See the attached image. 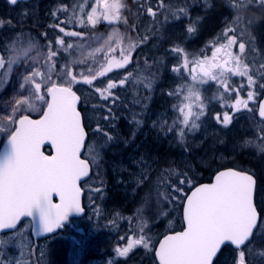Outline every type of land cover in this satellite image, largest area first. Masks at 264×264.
<instances>
[{
    "label": "snow or ice",
    "instance_id": "1",
    "mask_svg": "<svg viewBox=\"0 0 264 264\" xmlns=\"http://www.w3.org/2000/svg\"><path fill=\"white\" fill-rule=\"evenodd\" d=\"M8 2L15 6L24 0ZM197 2L198 0H193V3ZM96 3L97 7L88 15L87 22L79 20L82 27H95L101 20L109 25L128 22L125 18V12L129 10L126 0H96ZM227 4L234 14L230 21H225L224 27L211 42V63L207 64L209 57L205 50H201L203 60L194 58L190 61L186 49L174 43L168 50V53L177 59V64L172 70L178 75L181 74V68L188 70L192 80L197 82V77L193 75L196 68L190 69L189 65L191 63L200 67L202 75L198 83L216 80L225 92H235L234 103L224 104V107L232 108L234 113L241 109L254 112L248 102L256 99L257 90H264V62H260L259 67H256L255 57H252L250 63H245L242 58L245 56L246 47L249 54L255 51L254 44H250L252 36L248 29L252 22L242 14L264 9V0H227ZM133 6L138 17L145 18V27L139 41L130 44L128 51L121 48L119 60L111 58L99 69L88 67L79 73V78L66 64L62 74L57 75L59 83L53 80L56 57L61 51L73 47L72 42L66 41L64 37L83 38L82 33L66 31V28L61 26L66 24V20H60L58 12L67 13L68 6L61 5L59 9L51 12L54 22L48 25L53 32L58 30L64 36L56 35L53 38L45 31L41 35L46 43L40 44L21 31L10 42L0 46V87L7 84L14 74H18L19 81V91L7 105L10 111L0 115V133L6 136L3 154L0 155V264H21L20 261L9 259L12 254L7 253V249L18 247L14 236L19 231L17 225L22 218H31L33 230L38 234H47L61 229L70 215L83 211L80 202L81 187L78 182L88 176L90 165L87 159L81 158L82 149H87L93 154L92 163L95 164L101 150L115 140L114 135L107 129L115 127L116 109L127 107V104L122 102V97L128 91L126 86L133 83L142 84L151 92L155 77L153 68L155 66L158 71L163 58L153 57L152 64L145 58L142 68L137 63L136 69L148 74L144 80L135 77L133 70L118 74L116 78L108 76L113 64L118 68L126 67L132 62V51L137 47L147 44L152 36L159 35L163 38L160 31L163 27L161 17L164 22L187 18L188 36L198 33L200 21L203 19L192 18L189 14L190 5L180 4L176 0H138ZM204 6H211L208 0H205ZM23 16H28L27 10ZM2 26L3 21H0V27ZM245 36L249 38L248 41L244 39ZM115 39V36L110 35L108 42L111 43ZM120 41L123 42V37H120ZM233 47L238 48V55L233 54ZM109 51L115 53L117 48L112 47ZM230 76L245 77L247 83L230 87ZM103 77L107 79H101ZM77 83L89 86V98L85 103L92 102L93 108L100 110L93 131L101 137L102 142L85 144V128L77 108L81 96L73 90V85ZM245 89L246 100L241 98V91ZM168 95L183 96L182 104L173 105L179 116L172 124H168V121L161 117L158 122H153V127H159L160 131L165 133L174 131L183 143L189 132L200 128L196 121L204 115L205 105L198 90L190 88L185 93L183 85L169 91ZM34 99L41 102L43 109L38 119H32L26 114L34 110ZM133 102L140 103L138 99ZM257 107L260 120L252 126L253 139L245 140L243 146H251L264 153V102L259 103ZM142 116L143 112H133L129 121L134 125L133 139L136 131L143 126ZM232 120L233 116L227 111L216 115V122L225 127L231 124ZM130 142L124 140L125 144ZM45 144L51 146L54 155H45L41 151ZM149 159L145 155L134 158L132 164L138 171L130 172L129 177L130 182L135 184L134 192L143 186V206H151L153 201L155 202L153 218L156 219L166 212L168 205L179 199L176 193L184 192L185 188L182 186L190 185L191 179L187 173H177L175 168L168 167L158 171L153 181L150 175L154 170ZM255 185L254 175L249 172L231 168L219 171L212 182L197 186L190 195H185L182 230L171 235L165 234L162 240L154 242L145 231V223L141 226L142 234L134 239L129 238L126 246L116 247L115 253L118 257L126 259L129 253L139 246L149 252L154 251L158 264H215L222 250L231 248L233 264H254L257 255L264 256V251L257 253L253 247L256 235L264 236V214L258 212L254 202ZM93 191L101 192V188H94ZM54 196L58 197V203L53 202ZM155 243H158V248H155ZM32 255L33 249L29 245L28 257L23 264H40L43 251H40L36 261H32Z\"/></svg>",
    "mask_w": 264,
    "mask_h": 264
},
{
    "label": "rangeland",
    "instance_id": "2",
    "mask_svg": "<svg viewBox=\"0 0 264 264\" xmlns=\"http://www.w3.org/2000/svg\"><path fill=\"white\" fill-rule=\"evenodd\" d=\"M67 1L37 0L31 8L21 7L19 11L15 10L12 12H9V9L0 2V16L11 14L12 18L17 19L20 14L23 16L25 10H27L28 15L33 13L30 22L25 20L24 22L21 21L22 23L18 25L3 22V26L0 27V46L6 42H10L21 31L34 40L39 41L40 44L46 43L41 34L45 31L53 32L48 25L54 21V18L49 20L48 23L45 21L43 24H47L48 29L41 31L40 27H42L41 23L45 11L53 12L59 9L61 5L68 6L69 11L67 13L63 11L58 12L59 19L66 20L64 26L70 25L81 28L79 20L83 19L86 23L88 15L92 14L93 9L97 7L96 0H70L69 4ZM176 2L189 4V14L192 18H203L200 21L199 28L200 26L203 27L205 20L209 21V24L212 23L211 26L209 25V27H212L214 23L230 21L234 14L227 4V0H208V4L211 5L210 7L204 6L205 0H198L197 3H193V0H176ZM129 9H131V6H129ZM132 9L133 12H137L136 8ZM242 15L252 22L248 26V29L252 36L250 44H254L255 46V51L250 54L246 47L245 56L242 58L245 63H250L252 57H255L256 67H259V63L264 62V9L246 11ZM19 18L22 20L21 17ZM161 21L163 27L160 31L163 33V38L158 35L160 39L169 40L172 45L175 43L183 48L186 47L185 49L189 54L190 61L194 58L203 60L204 57L201 55L202 49L207 52L209 61H211V56L209 55L210 49L207 44L200 49L197 48L196 44H190L189 46L188 42L191 41V38L194 36L197 38L199 33L194 36L187 35V18L183 19V24L181 20L164 22L163 17H161ZM101 22L95 27L101 25ZM123 24L121 22L116 25H109L104 21L99 32H95L87 38H80L77 41L73 38L71 40L73 47L67 51H61L58 57H56L53 80L59 83L57 75L62 74V69L66 64L73 74L79 78V73L88 67L98 69L100 64L99 59H101L102 55L106 54L105 62H107L111 56L106 52L110 48L122 44L120 37L124 35V32H121ZM86 27L95 28L91 25H87ZM114 29L117 31H113ZM125 29L128 30V27ZM136 30L138 32V29ZM143 30L144 27L140 28V32ZM220 31L221 29L215 30L214 33L216 32L218 36ZM55 32L56 35L64 36L58 30ZM49 34L52 36L51 33ZM110 35L116 37L111 43L108 42ZM132 37H134L133 32ZM244 39L248 41L249 38L245 36ZM134 41L136 43V40ZM171 56L172 62L170 63H172V66L169 72L162 66L163 62H166L165 57L163 55L156 56V58L162 57L163 62L158 71H156L155 66L153 68L155 77L151 92L145 88L142 89V84L134 85L133 83L128 86L132 94H135L134 92L140 88L139 91L144 95L145 104L148 108L143 126L138 130V137L132 138V143H124L121 146L115 140L110 142L106 148L101 150L95 164L92 163L93 154L87 149V153H84V158L90 162L91 167L93 166L99 171L105 167L111 174L113 184L108 189V200H104L107 197L104 194L100 197L96 196L95 199V195H93L94 188L91 187L93 188L91 190L92 194L88 196L85 202L89 210L87 217L83 220L66 222L60 232L41 241L32 238L30 223H23L14 236V239L18 242V247L7 249V253L12 254L9 256V259H15L23 264L28 257V246L31 245L33 249L32 261H36L40 251H43V256L40 257V264H117L115 262L116 253L113 254L115 258H112V255H110L113 248L117 247L119 243L127 244L129 238L134 239L141 235V226L145 223L147 224L145 231L148 232V235L152 237L154 242L168 231L177 228L179 225L180 207L185 197V191L202 177L200 169L215 172L220 168L238 164V160H236L238 156L247 158L253 153L255 154L254 172L260 178L257 188L258 203L261 213L264 214V153L258 152L251 146H243L245 140L253 139L251 129L254 122L258 121L256 104L251 101L248 102L250 108L254 109L255 107L254 112L241 109L234 113L232 108H226L223 105L234 103L233 97L235 96V92H225L216 80H208L207 83L200 84L198 83L200 78L196 75L197 82H194L192 75H189V71L183 68H181V74L178 75L172 70L177 64V59L175 56ZM80 61L83 62L81 63ZM152 63L153 61L150 62V64ZM193 66L190 63L189 68L191 69ZM20 71H23V69H20ZM143 74L140 77L142 80L148 75L147 73ZM166 74H168L167 77ZM17 76L18 74H14L7 84L0 87V115H3L6 111H10L7 105L13 101L14 96L19 91ZM240 83L246 85V78L243 81L229 80L230 87L232 85L238 86ZM180 85H183L185 93L190 88L198 90L201 100L205 105L204 115L201 116L200 120L196 121V123L200 124V128L194 132H189L184 138L183 143H181L180 138L174 131L165 133L160 131L159 127H153V122H158L161 117L166 119L168 124H172L173 120L179 116V113L174 111L173 105L182 104L183 96H169L168 92ZM263 92L264 90H257L255 102ZM132 94L131 96L133 97ZM221 96H223V99H221ZM241 98L247 99V89L241 91ZM33 106L34 110L26 114L29 116L40 115V111L43 110L41 102L34 99ZM145 110L139 111L144 113ZM225 111L233 116L232 123L227 127L216 122V115L218 113L222 115ZM97 116L98 114L95 115L92 122L94 125L99 119ZM5 139V134L0 133V145ZM93 140V144L101 142L100 137L97 140L93 138ZM140 155L150 158L149 163L152 164L154 170L150 175V179L153 181L158 171L168 167L175 168L177 173H187L191 179L190 185L182 186L186 189L184 192L176 193L179 199L173 204L168 205L166 212L156 219L153 218L155 214V202L153 201L151 206H143L141 203L144 195L143 186L137 188L134 192L135 184L130 182L129 173L138 171L132 164V161L134 158L138 159ZM121 237H124V239H121ZM256 240L257 243L253 245L256 252L264 251V247H262L264 245V236L257 234ZM119 247L123 246L119 245ZM141 248V251L136 252L135 255H138V257L135 259L139 258V263L148 264L149 261L145 260L151 257V253L143 247ZM232 256V252L228 250L224 251L216 264H233ZM259 258L262 260L258 261ZM133 260L130 261V264ZM139 263L137 260V264ZM254 264H264V256L257 255L254 258Z\"/></svg>",
    "mask_w": 264,
    "mask_h": 264
},
{
    "label": "trees",
    "instance_id": "3",
    "mask_svg": "<svg viewBox=\"0 0 264 264\" xmlns=\"http://www.w3.org/2000/svg\"><path fill=\"white\" fill-rule=\"evenodd\" d=\"M126 2L128 4V9H129V6H131V9H129L125 12V18L127 19L128 22L124 23L123 24L124 26H122L121 32H124L123 42H122V44H118L116 46L117 51L114 53V57H113L115 60L120 59V49L121 48H123L125 51H128L130 44L135 42L134 40H136V42L139 41L140 35L143 34V31L140 32V28L145 27V18L142 16L138 17L137 12L132 11L133 10L132 8H135L133 6L135 2H133L131 0H126ZM33 5H34L33 3L20 4L14 8H8V9H9V12H12L15 10L19 11L21 7L31 8V7H33ZM50 13H51V11L50 12L45 11L43 14V18H42L43 21L41 23L42 27H40L41 31L48 29V27L46 26L47 24L44 25L43 23H45V21H47V23H48L49 20L53 19V17L50 15ZM32 14L33 13H30V15H28L26 18H24L20 14V16H18L17 19L12 18L11 14H5V15L0 16V19H1L0 21H3L4 23L9 24V21L11 20L10 21L11 24L18 25V24L24 22L25 20L30 22V20L32 19V16H33ZM19 17H21L22 20ZM52 22H54V21H52ZM209 25L211 26L212 23ZM102 26L103 25L101 24L98 27H95L96 28L95 29V28H88V27L76 28L75 26L69 27L68 25L67 26L63 25V27L66 28V31L80 32L83 34V37H86V38L91 36V34H93L95 32L97 33L102 28ZM203 26H204V24H203ZM126 27H128V30L125 29ZM136 29H138V32ZM132 32L134 34V37H132ZM49 33H51L53 37L56 36V34H55L56 32L55 33L49 32ZM60 34L64 35L63 33H60ZM202 34L204 35L205 33L202 31ZM202 34L199 33L198 35L202 36ZM64 38L66 41H71L73 37H64ZM172 46L173 45H172V43H170L169 40H162L159 38L158 35L152 36V38L149 40V42L147 44H142L139 47H137L134 51H132V62L131 63H129L124 68H118V67H116L115 64H113L112 71H110L108 73V76L116 78L118 76V74L126 73L129 70H133V75L135 77H137L138 79L142 80V78H140V77L142 76V74L144 72L136 69L137 63H139V65L142 68L145 58H147L148 62L150 63L151 61H153V57L162 56V55L165 57L164 59L166 60V62H163L162 66L167 72H169L171 69V66H172V63H170V62H172V56L168 53V50ZM108 62L109 61H107L106 64ZM101 79H107V77H103ZM98 82L99 81H97V83ZM134 85H135V83H134ZM126 87H128V86H126ZM143 88L144 87H142V89ZM139 89L140 88H138L136 90V92H134L135 94H132V91H129V87H128L127 94L122 97V102L126 103L127 107H121V108L116 109L115 114H116L117 118L114 121L115 127L111 128V129H107L110 132V134L114 135L115 142L118 145L120 144V146L124 144V140H129V141H131V143L133 142L132 141V132L134 130V125L129 123V121L131 120L133 112L139 113L140 112L139 110L143 111V109H146L145 112L143 113V116H142L143 121L145 120L148 108L144 107L146 105L145 104V98H144V95L141 94ZM73 90L77 92V95L81 96V101L77 105V108L82 115L84 128L87 132V137H88L87 145L93 144V141H94L93 138L95 140H97L99 138V136L94 134L93 130L96 127V123L94 125L92 122L94 121V117L96 114H98L97 117H99L100 110L98 108H93L92 102L85 103V100L89 98L88 94H89L90 89H89L88 85H85L83 83H77V84L73 85ZM117 91L123 92L124 90L123 89H117ZM131 94L133 95V97L131 96ZM135 99H138L140 101V103H134L133 101ZM103 123L107 124V122H103ZM89 124H91L90 127H89ZM138 130L136 131L135 138L138 137ZM100 139H101V137H100ZM101 142H102V139H101ZM48 151H49V149H44L45 154ZM237 163L238 164L231 166V167L238 169V170H241V171H247L249 173H252V171L254 169L253 162H251L250 160L239 159L237 161ZM200 170L202 172L201 173L202 177L195 184L208 182V181H210V179L213 175V172H211V171L204 170V169H200ZM112 184H113V182H112L111 174L109 173L107 168L103 167V169L99 171L98 169H96L95 167L92 166L90 178L85 183H83V185H82V188H83L84 193H85L84 201L86 202V199L88 198V196L92 194L91 190L93 188H97V187L101 188V192L93 191V195H95V197H94L95 199H96V196L100 197V196H102V194H104V195L109 194L108 189L112 186ZM91 187H93V188H91ZM192 187H190L189 189H191ZM189 189H187V190L185 189L186 190L185 195L188 193ZM96 193H97V195H96ZM107 198H108V195L104 200H108ZM256 243H257V240L255 241V244ZM261 260H262L261 258L258 259V261H261Z\"/></svg>",
    "mask_w": 264,
    "mask_h": 264
},
{
    "label": "flooded vegetation",
    "instance_id": "4",
    "mask_svg": "<svg viewBox=\"0 0 264 264\" xmlns=\"http://www.w3.org/2000/svg\"><path fill=\"white\" fill-rule=\"evenodd\" d=\"M216 20V19H215ZM217 21V20H216ZM181 23L183 24V20H181ZM224 21H221L220 23H214L213 24V26L212 27H209L208 25H209V21H207V20H205V24H204V26L202 27V26H200V28H199V30H198V33H200V34H202V30H203V32L205 33L204 35L202 34V36H199V35H197V38H195V36L193 37V38H191V41H189L188 42V44H189V46H190V44H196V46H197V48H203L204 46H205V44H207L209 47V49H210V52H209V55L211 56V48H212V45H211V42L213 41V40H215L216 39V36H217V34H216V32L214 33V31L215 30H219V29H222L223 27H224ZM206 25V26H205ZM183 26V25H182ZM183 28H184V26H183ZM210 30V31H209ZM212 32V33H211ZM74 40H78V38L77 37H75V39ZM195 46V45H194ZM192 47V46H191ZM186 48V47H185ZM232 52H233V54L234 55H238L239 54V51L237 50V48H232ZM109 56H111V58H113L114 57V53H112V52H110V51H107L106 52ZM105 55L106 54H104V55H102L100 58L101 59H99V68L102 66V65H106V62H105ZM110 58V59H111ZM110 59H108V61L110 60ZM211 63V61H208L207 62V64H210ZM193 67H195L196 68V70H195V72L193 73V75H196V76H198L199 78L201 77V75H202V69L200 68V67H197V66H193ZM98 68V67H97ZM98 68V69H99ZM168 75H166V77H167ZM245 79V77H240V76H230V79L229 80H231V81H234V80H244ZM252 103H254V104H256L255 105V107H256V112H257V106H258V100L255 102V100L254 101H251ZM255 107H254V110H255ZM257 119H258V121H259V118H258V116H257ZM242 157V156H241ZM239 159H241V158H239V156L237 157V159L236 160H239ZM246 160H250L251 162H253V165H254V169H253V171H255V154L253 153V154H250V156L249 157H247L246 158ZM254 177H255V172H254ZM259 179L260 178H258L257 177V186H258V183H259ZM258 188V187H257ZM254 202H255V204L257 205V209H258V211L260 212V206H259V203H258V189H257V191H256V195H255V199H254ZM160 239V238H159ZM159 239H157V240H155V242H157V241H159ZM157 244L158 243H155V248H156V246H157ZM119 245H122L123 247L124 246H126L127 244L126 243H124V244H122V243H119L118 244V246ZM117 246V247H118ZM115 248H116V246L113 248V251H112V253H110V255H112V258H115L114 257V255L113 254H115ZM142 250V248L141 247H135L130 253H129V255H128V257L125 259V258H122V257H116V261L115 262H117V264H130V261L131 260H133V259H135L136 257H138V255L136 256L135 254H136V252L137 251H141ZM151 253V257L150 258H148L147 260H145V261H149V263L148 264H157V262H156V259H155V252L154 251H152V252H150ZM137 260H138V263H139V258H137V259H135V260H133L132 262H131V264H137ZM120 262V263H119ZM139 264H142V263H139Z\"/></svg>",
    "mask_w": 264,
    "mask_h": 264
},
{
    "label": "water",
    "instance_id": "5",
    "mask_svg": "<svg viewBox=\"0 0 264 264\" xmlns=\"http://www.w3.org/2000/svg\"><path fill=\"white\" fill-rule=\"evenodd\" d=\"M5 1L8 3L9 6H13V5H11V4L8 2V0H5ZM29 1H31V0H24L23 3H27V2H29ZM136 1H138V0H136ZM261 102H264V96L260 99L259 103H261ZM78 111H79V110H78ZM258 114H259V112H258ZM30 118H31V117H30ZM38 118H40V116L37 117V118H32V119H38ZM81 122H82V125H83L82 116H81ZM85 133H86V131H85ZM86 141H87V134H86V137H85V144H86ZM5 143H6V141L4 142V144L2 145V147H1V149H0V155L3 154V149H4V147H5ZM45 147L50 148V154H49V155H54V154H55V153H54V150L51 148V146H50L49 144H45V145H43L41 151H43V149H44ZM83 152H84V149H82V152H81V158H82V154H83ZM82 159H83V158H82ZM228 169H229V168H228ZM223 170H226V169H223ZM223 170H220V171H223ZM218 172H219V171H218ZM90 173H91V171H90V168H89V174H88V176L83 177V178L78 182V186H80L81 183H83L84 181H86V180L90 177ZM215 174H217V173H215ZM215 174H214V176H215ZM214 176H213V178H212V180H211L210 182H212V181L214 180ZM210 182H208V183H210ZM202 184H207V183H202ZM202 184H199V185H197V186H200V185H202ZM197 186H195V187H197ZM255 186H256V185H255ZM195 187H194L191 191H193V190L195 189ZM191 191L188 193V195L191 194ZM254 193H255V190H254ZM82 198H83V192H82V190H81V197H80L81 207H82ZM53 202H54V203H58V202H59L58 197H55V196H54V197H53ZM184 203H185V202H184ZM183 207H184V204H183ZM82 208H83V207H82ZM83 214H84V209H83V211H82L81 213H79V214H72V215H70V217L80 218V217L83 216ZM182 215H183V208H182ZM25 220H29V221L31 222V218H22V220L20 221V223L17 225V228H19V226H20V225L22 224V222L25 221ZM58 230H59V229H57V230L54 231L53 233L38 234L37 231H34V230H33V227H32L31 234H32V237H33L34 239H36V240H40V239H43V238H45V237L52 236V235L55 234ZM175 233H176V232H175ZM171 234H174V233H170V234H168V235H171ZM162 239H163V238H161V240H162ZM158 246H159V245H157L156 248H158ZM232 247H234V246H232ZM216 259H217V258H216ZM156 260H157V259H156ZM157 263H158V260H157Z\"/></svg>",
    "mask_w": 264,
    "mask_h": 264
},
{
    "label": "bare ground",
    "instance_id": "6",
    "mask_svg": "<svg viewBox=\"0 0 264 264\" xmlns=\"http://www.w3.org/2000/svg\"><path fill=\"white\" fill-rule=\"evenodd\" d=\"M67 3L69 4L70 3V0H68ZM239 158H241L242 160H246V158H243V157H239Z\"/></svg>",
    "mask_w": 264,
    "mask_h": 264
}]
</instances>
